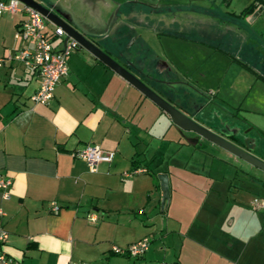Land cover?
I'll list each match as a JSON object with an SVG mask.
<instances>
[{"label": "crops", "instance_id": "obj_1", "mask_svg": "<svg viewBox=\"0 0 264 264\" xmlns=\"http://www.w3.org/2000/svg\"><path fill=\"white\" fill-rule=\"evenodd\" d=\"M59 1L66 9L70 4L72 16L82 24L87 37L116 54L121 63L136 68L142 77L149 75L150 80L161 83L166 81V69L176 71V65L153 55L135 30L176 35L182 31L177 28L185 24L175 19L170 24L163 17L184 11L185 6L203 12L212 21L205 25L200 17H194L190 30L205 39H192L214 45L220 55L245 66L256 80L264 82V23L257 19L264 12V0H246L238 8H229L232 0L219 4L213 0L212 10L200 2ZM250 3L254 9L242 13ZM24 16L23 12L0 14V174L11 179L7 198L0 190V228L7 231L0 252L10 256L13 264H67L70 260L135 264L130 260L138 258L144 261L136 264H159L162 260L174 264H264V216H249L248 208L240 203L248 196L231 180L246 171L236 168L204 175L170 168L163 152L155 159L148 157V146L143 144L147 125L142 119L133 122L130 111L136 104L151 108V100L86 49L77 47L69 53L68 73L55 84L47 103L30 99L40 82L38 72L8 56L27 43L13 37ZM50 26L46 23L45 31ZM54 45L60 47L58 42ZM153 71L158 76H151ZM181 76L173 81L180 82ZM199 83L194 84L184 106L190 108L187 105L192 101L195 109L209 100L222 113L223 119L217 117L218 121L232 118V105L218 94L219 86ZM243 123L259 132L257 124ZM86 143L113 150L111 160L100 161L96 170H89L84 159L72 155ZM260 154L264 158V153ZM124 171L131 174L124 175ZM162 172L168 176V201L162 210L168 222L157 230L158 214L151 215V211L161 204L158 174ZM194 177L206 178L207 185L202 186L200 180L183 185ZM51 202L57 204V210L50 209ZM89 214L95 219H88ZM144 236L154 242L141 257L112 250ZM167 238L170 240L163 247L154 245ZM249 257L254 258L249 261Z\"/></svg>", "mask_w": 264, "mask_h": 264}, {"label": "rangeland", "instance_id": "obj_2", "mask_svg": "<svg viewBox=\"0 0 264 264\" xmlns=\"http://www.w3.org/2000/svg\"><path fill=\"white\" fill-rule=\"evenodd\" d=\"M164 1H178L180 3L184 2L185 5L189 3L192 4L193 2H200L203 6H205V8L209 9L212 8L209 6H215V2L218 4L222 3L221 0H216L215 2L213 0H161V2ZM245 1L246 0H232L229 4V8H238L239 6L243 5ZM185 7L186 8L184 11L176 10L175 12H170V15H167L168 18L163 17L165 16L164 14L162 15V19H164V21L168 20V23L170 24L174 19L180 23L182 22L183 25L185 24V27L179 28V26L177 28L182 31L178 32L176 35L170 34L171 32L167 33L160 30H157L156 32V30L153 29L152 31L143 29H141V31L135 30V32L137 34L140 33L148 43L153 55H156L159 57V59L169 61V63L176 65L177 68L176 71L175 69H171L170 73H167V75L164 76L166 79L165 82L161 83L160 80L155 82L145 77L144 80H150L146 83H149L151 87L157 92H160V87L161 92H172L173 97H177L176 102L179 104L182 103L183 105L184 101L187 100L188 97H191L189 92L194 88V84L197 83L198 80L200 82L199 84L204 87L216 85L219 86L220 91L218 94L227 100L230 105H232V108L230 109L234 111L233 117H230V119L226 118V120L224 119L221 123L217 120V117L221 120L223 119L221 111L218 109V107H216L215 104H210L204 108L202 113L198 114L199 119L205 121V123H207V125H209V127L214 130L215 128H223L228 129L226 130L228 133L233 131V134H230L232 138H236L237 141L239 140L242 141V143H245V147H248L252 154L259 153L258 155L261 156L260 153H264V134L261 133V131H264V82L256 80L254 74L245 66H241L235 62L231 63L229 60L230 58H227L225 54L220 55V51L217 50L214 45L204 42L202 43L200 40L197 41L196 39H192V37L205 39L201 37L199 33H195L190 30V28L193 27V18L200 17L202 22H206L204 23L205 25H208L212 18H209V16L205 15L203 12L198 13L193 11L192 8H188L187 6ZM223 8L224 6H222L220 10ZM262 16H264V12H262L257 17V19H259L261 23H264V17ZM178 17H181V19ZM249 19H251V17ZM168 26V28H174L173 25ZM203 28L208 29L207 27H202V29ZM52 31L53 27L50 26L47 29V33L49 34L48 36L52 42L55 43L60 38L52 36ZM112 55V57H115L118 61H122L119 57H117L116 54L112 53ZM128 67L130 69H134V67ZM133 71L139 75V73H137L135 70ZM203 73H206L207 75L205 78L202 76L204 75ZM151 75L154 77L158 76L154 71ZM178 75H182L181 78H184V80H181L180 78V82L173 81L175 77H178ZM151 102V108L148 107V105L145 106L144 104H136V106H134L130 111L133 122L142 119L141 122H145L147 125V129L145 130L147 132L145 140L146 142L143 141V144L146 143L148 146V150L146 151L148 152L147 156H152V158H154L155 156L158 157L159 154L163 152L165 158L164 160L168 161V166H170V168H175L177 166L179 167L180 171L187 169L190 171L200 172L204 175L207 171H211L213 174H216L217 172H219L218 174H221L224 170H227V172H234L236 168H242L244 171H246L243 176L239 177L238 179H235L236 177L231 179L233 180L232 184H238L240 187H242L240 190L243 191V194L248 196V199L240 203H243V206L248 208L249 216H264V207L254 210L252 208V203L249 202L253 196V198L264 201V182L259 181L258 183V178H264V172L252 166L248 162L234 156L225 149L211 145L206 140H202L200 141L201 143L196 145L186 143L184 139L178 134L177 129L171 122L169 116L153 101ZM191 102H189V105H187L190 106L189 109H193V104ZM195 105H197V103H195ZM239 105L241 107L237 109V106ZM226 122L228 123L227 126ZM243 122L257 124V126L260 128L259 132L256 133L252 131V129L249 126H245ZM241 132H245L246 134L243 136V139L241 137ZM246 136L252 138L249 140L250 142H248V140L245 138ZM141 147L142 145H139L138 150H140ZM154 163H156V160H154ZM215 177L218 178V175ZM194 180L195 182L196 180H200L202 186L207 185L205 183L206 178L202 177L199 179L197 177L190 178L188 179V182H186L187 184L183 183V185L185 186L194 183ZM236 190L238 191V189ZM235 194L237 193H231V195ZM251 208L254 211H252ZM162 210L163 206L161 204L152 207L151 215H155V213L158 214L155 215V228L157 230H159V228L164 229L166 225L165 223L168 222L167 217L163 216ZM140 217L142 218L144 215ZM150 238L148 247L154 242L152 241V238ZM174 238H176V236H174ZM169 240V238L159 239L158 242L155 241L154 245L158 243L163 247L164 243H168ZM253 258L249 257V261H251ZM130 261L136 264L139 261H144V259L138 258L137 260L132 261L131 259ZM253 261V263H255V260ZM257 264L260 263L258 262Z\"/></svg>", "mask_w": 264, "mask_h": 264}, {"label": "built area", "instance_id": "obj_3", "mask_svg": "<svg viewBox=\"0 0 264 264\" xmlns=\"http://www.w3.org/2000/svg\"><path fill=\"white\" fill-rule=\"evenodd\" d=\"M14 14L23 12L25 17L17 24L13 34L14 39H21L27 43L14 53L8 56L22 61L26 66L33 67L40 76L38 87L30 95L34 103L45 104L53 96L55 84L64 78L68 73L67 56L71 51L78 47V42L69 37L63 41V32L59 27L53 26L52 36L59 37L57 41L60 47L54 45L47 31H45V17L35 8L22 3L19 0H0V14ZM31 42V43H30ZM114 154L113 150L103 149L98 144L86 143L81 148L72 151L73 156L84 159L89 170H96V165L100 161H110ZM124 175L131 172L124 171ZM11 179L0 174V190L2 197L7 198ZM255 209L264 207V201L253 198L251 201ZM51 210H57L55 202H51ZM139 211H142L141 209ZM3 211L0 207V215ZM88 219L94 220L93 214H89ZM7 237V231L0 228V242ZM149 237L144 236L125 248L113 246L112 250L120 254H127L131 257H139L147 250ZM0 262L2 264H13L12 258L0 252ZM67 264H84L82 261L70 260ZM159 264H174L171 262L160 261Z\"/></svg>", "mask_w": 264, "mask_h": 264}, {"label": "water", "instance_id": "obj_4", "mask_svg": "<svg viewBox=\"0 0 264 264\" xmlns=\"http://www.w3.org/2000/svg\"><path fill=\"white\" fill-rule=\"evenodd\" d=\"M19 1L38 10L46 18L45 21L47 23L59 27L64 34L63 41H66L69 37L74 38L78 42V47L86 49L90 54L113 69L142 94L153 101L169 116L171 122L175 125L178 134L186 143L196 145L201 143L200 141L206 140L211 145L225 149L234 156L248 162L264 172V158H261V156H258L255 153L253 154L256 156L253 155L250 149L245 147V143H242V141L239 140L237 141L236 138H232L228 135V132L226 133L218 128H215L214 130L209 127L205 121L199 119L198 114L202 113L204 108L211 104L209 100L200 102L195 109H189L183 104L177 103V97H173L172 92L164 93L163 91L161 92V90H159L160 92L155 91L149 83H146V81L141 79V77L134 73V71L127 65L121 63L115 57H112L113 55L104 49L95 39L87 37L85 31H83L82 24L72 16V9L70 10L69 3L67 5L68 9H66L59 0ZM226 125H228V123ZM191 133L194 135H191ZM241 135L246 134L245 132H241ZM245 138L248 141L252 139L248 136ZM158 178L162 189L161 205L165 206L169 192L168 176L166 173L162 172L158 174Z\"/></svg>", "mask_w": 264, "mask_h": 264}, {"label": "trees", "instance_id": "obj_5", "mask_svg": "<svg viewBox=\"0 0 264 264\" xmlns=\"http://www.w3.org/2000/svg\"><path fill=\"white\" fill-rule=\"evenodd\" d=\"M254 9V4L253 3H250L248 4V6H246L243 10H242V13H245V12H251L252 10ZM150 241V240H149ZM114 252V251H113ZM117 253V252H115ZM142 256V255H141ZM139 256V257H141ZM137 258V257H135Z\"/></svg>", "mask_w": 264, "mask_h": 264}, {"label": "flooded vegetation", "instance_id": "obj_6", "mask_svg": "<svg viewBox=\"0 0 264 264\" xmlns=\"http://www.w3.org/2000/svg\"><path fill=\"white\" fill-rule=\"evenodd\" d=\"M134 70H136L137 73L139 72L136 68H134ZM166 71H167V73H170L171 69H170V68H167ZM139 74H140V73H139ZM140 75H142V74H140ZM143 75H144V74H143ZM151 76H153V75H151ZM143 77H145V76H143ZM148 77H149V75H146L145 78H148ZM152 78H153V77H152ZM148 79H149V78H148ZM153 80H155V78H154ZM191 135H194V134L191 133Z\"/></svg>", "mask_w": 264, "mask_h": 264}]
</instances>
